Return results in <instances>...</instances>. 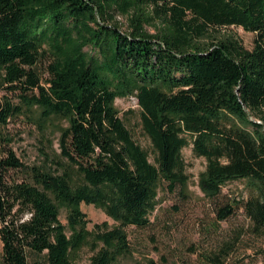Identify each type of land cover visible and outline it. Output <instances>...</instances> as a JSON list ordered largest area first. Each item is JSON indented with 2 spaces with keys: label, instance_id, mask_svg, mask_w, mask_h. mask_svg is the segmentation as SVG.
<instances>
[{
  "label": "trees",
  "instance_id": "1",
  "mask_svg": "<svg viewBox=\"0 0 264 264\" xmlns=\"http://www.w3.org/2000/svg\"><path fill=\"white\" fill-rule=\"evenodd\" d=\"M231 26L256 34L253 49L206 42ZM0 68V91L21 103L0 105V126L23 111L62 123L34 163L0 131L1 264H75L86 248L89 264H116L126 227L150 224L164 187L187 188L190 146L218 222L249 219L206 261L228 264L244 236L264 244V0H0ZM133 96L152 158L115 105ZM242 181L247 195H223ZM81 204L116 225L90 230Z\"/></svg>",
  "mask_w": 264,
  "mask_h": 264
},
{
  "label": "rangeland",
  "instance_id": "2",
  "mask_svg": "<svg viewBox=\"0 0 264 264\" xmlns=\"http://www.w3.org/2000/svg\"><path fill=\"white\" fill-rule=\"evenodd\" d=\"M121 23L124 30L131 25V17L116 14L113 18ZM148 29L154 32L152 27ZM207 43L213 40L239 41L246 49H253L256 34L245 31L242 27H223L209 32ZM3 70L0 68V80L3 78ZM10 100L16 105L21 104L15 96L9 95ZM5 91H0V105L8 99ZM115 105L119 113L124 118L128 128L131 129L135 140L140 143L151 155H153L152 142L145 136L140 125V108L136 97L116 99ZM36 116L23 111L18 116L8 121L7 126H0L7 137L11 138L8 148H13L18 156L27 163L38 162L43 149L47 148L49 138L57 139L59 132L57 127L62 124L60 121L51 123L41 122L40 115L35 111ZM252 118L258 120L253 113ZM47 130L44 132L42 128ZM45 134V135H43ZM55 148L58 145L55 141ZM4 148L0 146V156ZM182 157L186 162V172L189 181L186 189L177 186L175 191H170L164 187L160 191L158 204L150 214V224L147 227H126L128 234L130 254L123 256L116 264H141L149 259L165 264H210L206 261V254H212L218 246L230 238L235 230L247 228L249 219L244 214L243 209H239L227 221L218 222L215 209L216 202L211 201L203 192L199 185V177L204 172L207 163L205 158L195 156L192 146L182 150ZM249 186L247 182L227 183L223 188V195L232 198H240L247 195ZM183 192L186 196H183ZM224 199V198H223ZM82 210L87 214L89 229L95 224H102L106 221L111 225H116L102 209L95 205L81 204ZM64 222H66L63 219ZM261 246H264L261 239L259 241L244 236L243 241L228 260V264H264L263 255L260 253ZM81 256L75 264H89L93 252L88 248L83 249ZM2 258V241L0 238V264Z\"/></svg>",
  "mask_w": 264,
  "mask_h": 264
}]
</instances>
